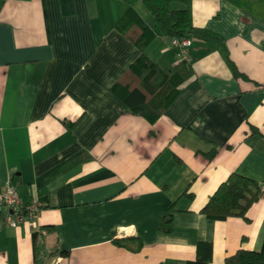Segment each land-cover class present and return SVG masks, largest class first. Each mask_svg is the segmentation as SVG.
<instances>
[{"label": "crops", "instance_id": "crops-1", "mask_svg": "<svg viewBox=\"0 0 264 264\" xmlns=\"http://www.w3.org/2000/svg\"><path fill=\"white\" fill-rule=\"evenodd\" d=\"M130 6L154 26L142 0H0V191L42 205L0 228V264H35L36 248L45 264L55 249L56 264H186L200 241L209 264L260 249L264 195L244 217L201 208L231 172L264 190V0H190L192 24L223 42L191 37L193 75L153 122L111 90L139 55L115 28ZM144 53L168 72L179 61L160 35Z\"/></svg>", "mask_w": 264, "mask_h": 264}, {"label": "trees", "instance_id": "trees-1", "mask_svg": "<svg viewBox=\"0 0 264 264\" xmlns=\"http://www.w3.org/2000/svg\"><path fill=\"white\" fill-rule=\"evenodd\" d=\"M145 8L153 18L149 25L130 6L118 19L115 28L124 35L139 50V55L127 71L113 84L112 92L128 106V109L148 121L158 119L166 107L179 93V86L193 75L191 62L179 60L172 72L151 61L144 53L151 41L160 35L168 39H182L198 36L205 39L217 40L222 38L207 29L194 26L190 16V0H142ZM178 3L180 7H172ZM192 42V39H191ZM192 46V44H191ZM191 49V48H190ZM235 75L246 77L232 64ZM217 149H212L207 156L212 158ZM264 195L258 182L245 174L231 172L209 196L201 208L207 218L212 220L225 219L228 216L244 217L248 208ZM174 208L171 206L165 213L164 221L169 222ZM47 230L53 228L46 226ZM166 230V229H164ZM168 231V230H167ZM40 231L32 234L34 247L39 243ZM132 238H118L114 242L119 246H127ZM212 245L209 242L197 243L195 257L186 264H209ZM35 251V264H45L46 256L38 258ZM66 251L55 249L49 256H65ZM224 264H264V238L259 250L237 249L224 259Z\"/></svg>", "mask_w": 264, "mask_h": 264}, {"label": "built area", "instance_id": "built-area-1", "mask_svg": "<svg viewBox=\"0 0 264 264\" xmlns=\"http://www.w3.org/2000/svg\"><path fill=\"white\" fill-rule=\"evenodd\" d=\"M191 44V39L188 37L171 39V45L178 60L191 61ZM41 208L42 205L36 198L24 200L7 184L0 191V228L4 226L16 228L22 223L31 222L38 216ZM59 259L56 257L51 264L58 263Z\"/></svg>", "mask_w": 264, "mask_h": 264}, {"label": "rangeland", "instance_id": "rangeland-1", "mask_svg": "<svg viewBox=\"0 0 264 264\" xmlns=\"http://www.w3.org/2000/svg\"><path fill=\"white\" fill-rule=\"evenodd\" d=\"M174 5H177V3H174V4H172V7H173V8H175V6H174Z\"/></svg>", "mask_w": 264, "mask_h": 264}]
</instances>
